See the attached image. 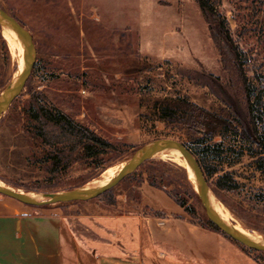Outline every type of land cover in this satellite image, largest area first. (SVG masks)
Wrapping results in <instances>:
<instances>
[{
	"label": "rangeland",
	"instance_id": "obj_1",
	"mask_svg": "<svg viewBox=\"0 0 264 264\" xmlns=\"http://www.w3.org/2000/svg\"><path fill=\"white\" fill-rule=\"evenodd\" d=\"M209 1L226 19L253 94L264 97V0ZM0 8L29 31L36 51L25 88L0 117L2 184L40 196L69 191L110 167L125 165L148 142L177 140L215 172L207 180L209 192L230 222L259 234L264 242L259 155L255 147L221 127L224 119L233 120L231 91L193 0H0ZM21 68L0 30V95ZM38 102L68 114L113 147L92 162L74 161L68 170L48 175L45 149L28 116L30 105ZM181 103L202 110L194 122L186 117L182 123L158 118L157 107ZM144 162L108 195L94 200L113 205L121 193L136 203L143 198L141 186L164 192L151 186L149 178L170 193L175 187L167 181L178 184L183 173L188 178L182 162L156 156ZM225 174L234 188L213 185ZM80 204L56 206L74 214ZM187 205L193 207L194 217L180 209L190 221L209 222L198 198L188 199ZM145 211L162 216L150 204ZM220 235L230 259L264 264L261 252Z\"/></svg>",
	"mask_w": 264,
	"mask_h": 264
},
{
	"label": "crops",
	"instance_id": "obj_2",
	"mask_svg": "<svg viewBox=\"0 0 264 264\" xmlns=\"http://www.w3.org/2000/svg\"><path fill=\"white\" fill-rule=\"evenodd\" d=\"M83 201L75 213L35 208L0 195V264H257L233 260L222 236L193 223L166 194ZM149 204L162 216L145 211ZM70 210V209H69Z\"/></svg>",
	"mask_w": 264,
	"mask_h": 264
},
{
	"label": "trees",
	"instance_id": "obj_3",
	"mask_svg": "<svg viewBox=\"0 0 264 264\" xmlns=\"http://www.w3.org/2000/svg\"><path fill=\"white\" fill-rule=\"evenodd\" d=\"M193 1L203 17L208 36L217 52L221 69L227 78V87L231 91L232 100L229 106L233 111V120L224 119L221 122V127L224 131L246 141L252 148L255 147L254 151L259 155V165L264 174V151H261L264 146V134L262 133V129H264V97L260 93L253 94L244 71L241 52L232 39L225 17L214 8L209 0ZM155 111L158 118L164 122L182 123L186 117L189 118L187 121L192 123L202 110L195 105L181 103V106H159ZM28 114L30 123L38 133V140L46 150L42 151V156L47 157L43 163L44 171L48 175L60 174L62 173L61 169L68 170L74 161L92 162L101 153L113 147L110 142L98 136L90 128L50 105L41 102L31 104ZM74 155L78 157L76 160L73 158ZM197 162L207 181L208 177L210 178L215 172L198 160ZM230 180L229 176L225 174L219 176L213 185L218 188H234L235 186L230 184ZM148 181L151 186L163 190L179 207L194 217V209L187 205V201L188 199L197 201V195L185 173L182 174L178 184L171 183L170 180L166 182L167 185H174L173 193L166 190L163 185H158L152 178H149ZM109 191L99 197L108 195ZM109 203L113 204L112 201ZM194 223L224 235L210 222L207 224Z\"/></svg>",
	"mask_w": 264,
	"mask_h": 264
},
{
	"label": "water",
	"instance_id": "obj_4",
	"mask_svg": "<svg viewBox=\"0 0 264 264\" xmlns=\"http://www.w3.org/2000/svg\"><path fill=\"white\" fill-rule=\"evenodd\" d=\"M0 27L8 26L13 30L17 31L22 37L23 41L27 45V61L24 65L23 71L20 76L14 81L11 87L5 89L0 95V117L7 111L12 102L21 94L25 84L30 76L32 67L36 59V51L33 43V38L29 31L14 17L6 14L3 10L0 9ZM9 85V86H10ZM176 148L185 158L188 163L191 171L193 172L197 188L195 189L197 198L203 208L207 220L216 227L224 235L232 239L233 241L241 244L242 246L264 253V243L256 240H252L248 237L243 236L242 234L234 231L229 227L225 222L215 217L212 213L209 203H208V193L209 187L205 176L197 162V159L194 155L187 149V147L177 140L172 139H156L151 142L146 143L138 150H136L131 157L127 159V162L115 179L106 182L101 185L89 186L88 183L82 185L81 187L65 191L54 193L51 195L41 196L44 199H38L29 195V192L19 191L16 189L5 188L0 186V195L16 200L26 206L41 208L50 205H56L60 203L68 202H83L91 199H95L105 192L116 187L129 173H131L138 165L144 161L152 158L158 151L168 148Z\"/></svg>",
	"mask_w": 264,
	"mask_h": 264
},
{
	"label": "bare ground",
	"instance_id": "obj_5",
	"mask_svg": "<svg viewBox=\"0 0 264 264\" xmlns=\"http://www.w3.org/2000/svg\"><path fill=\"white\" fill-rule=\"evenodd\" d=\"M0 17H2L1 14H0ZM0 30H1L2 36L4 37V39L6 40L8 46L10 48V50L14 53V55L16 57L18 67L22 66L21 70L17 73V78H18L20 76L21 72L23 71L24 65L27 61V45L23 41V39L19 35V33L17 31L13 30L12 28H10L8 26H1ZM17 78H16V80H17ZM155 156L156 157H166V158L172 159L174 161L182 162V164L187 169V174H188V178H189L190 182L193 185H197L196 178H195L193 172L191 171L188 163L186 162L183 155L176 148L168 147V148L162 149V150L158 151L153 157H155ZM124 166H125L124 164H121L118 167L108 168L101 175H99L98 177L91 180L88 183V185L89 186L101 185V184H104L106 182H109V181L115 179L122 172ZM0 186H3L5 188H11L10 186L4 185L1 182H0ZM29 195L32 197L38 198V199L39 198L44 199L43 197H41L40 195H37V194H35V195L29 194ZM208 203H209V207H210L212 213L215 215V217H217L218 219L225 222L229 227H231V229H233L234 231H236V232L242 234L243 236L248 237L252 240L262 242V238L259 234L249 233L248 230L245 229L243 226H241L239 224H232L230 222L229 215H228L227 211L225 210V208L223 207V205L220 203V201L214 199L210 192L208 193Z\"/></svg>",
	"mask_w": 264,
	"mask_h": 264
}]
</instances>
